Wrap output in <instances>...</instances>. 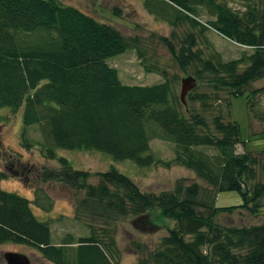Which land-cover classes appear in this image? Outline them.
Returning <instances> with one entry per match:
<instances>
[{"label": "trees", "instance_id": "16d2710c", "mask_svg": "<svg viewBox=\"0 0 264 264\" xmlns=\"http://www.w3.org/2000/svg\"><path fill=\"white\" fill-rule=\"evenodd\" d=\"M235 1L244 5L241 14L221 0H143L155 19L183 28L177 49L170 38L159 36V40L183 74L210 88L213 97L196 90L187 93V101L198 102L201 109L208 108L219 90L240 96L248 84L264 77V0ZM199 7L212 19L201 22ZM208 29L252 53L222 60L206 36ZM172 37H177L174 32ZM137 42L59 0H0V110L7 107L15 114L22 109L21 148L33 146L47 159H56L57 170L42 169L39 179L72 188L79 217L86 215L104 225L97 230L85 220L87 236L74 241L67 235L54 245L48 222L34 215L30 200L0 189V244L32 247L53 264H119L108 223L117 216L141 220L155 209L170 218L173 227L135 264H264V223L236 226L217 220L233 210L253 215L261 208L264 181L254 179L255 167L264 170V150L256 152L258 156L236 153L235 145L242 142L239 126L224 122L220 115L211 121L216 134L208 132L202 115L184 106L174 79L164 70L161 82L123 84L106 59L127 49L138 52ZM143 66L152 71L153 67ZM152 124L159 130L156 137L174 145L169 161L150 153ZM28 128L37 131V141H30ZM253 136L264 139V129ZM58 148L98 151L142 167L181 166L209 188L197 182L185 184L180 178L171 190L145 192L113 167L96 173L100 180L92 185L87 182L88 171L76 170L56 156ZM8 154L13 156L0 145V160ZM5 170L8 173L0 169V181L17 176L11 160ZM229 190L238 191L242 203L216 206V193ZM35 197L36 206L50 209L47 197L44 203ZM134 246L144 248L137 242Z\"/></svg>", "mask_w": 264, "mask_h": 264}, {"label": "rangeland", "instance_id": "374dc122", "mask_svg": "<svg viewBox=\"0 0 264 264\" xmlns=\"http://www.w3.org/2000/svg\"><path fill=\"white\" fill-rule=\"evenodd\" d=\"M59 1L89 14L98 21L113 26L124 37L138 40L137 50L141 54L140 57H138V52L135 49H127L121 54L106 59L110 66L117 69L119 79L123 84L151 85L161 82V71L164 70L167 77L174 79L175 90L179 95L182 80L190 78L189 84L192 87L186 92L183 104L185 107L188 106L190 110L192 107L193 111L202 115L208 125V132L216 134L211 121L215 115H220L224 122L235 121L239 126V138L242 142L235 145L236 153L246 151L258 156L256 152L264 150V139H257L253 136L264 129V89L260 92L255 91L264 86V77L248 84L243 90V95L240 96L230 95L225 88L219 90L216 93V99L209 102L208 108L201 109L198 102L189 103L187 101V93L196 90L213 97L210 88L183 74L173 61L166 46L159 40V36L170 38L177 49L178 41L183 34L182 27L174 29L166 22L155 19L144 8L143 0ZM221 1L226 2L227 6L238 14L244 11V5L240 2L235 0ZM115 10L118 12H114ZM198 10L200 15L197 18L201 22L212 19L205 8L199 7ZM173 32L176 34V38L172 37ZM206 36L222 60L238 59L243 54L252 53L251 48L241 46L212 29L206 31ZM142 63L153 67L152 71L146 72ZM21 110L15 114H12L7 107L0 110L3 117L0 121V145L13 154V156L4 155V159L0 160V169L7 172L5 168L8 161L11 160L17 175L0 181V189L16 193L30 200L34 215L40 221L48 222L50 240L54 245L61 244L67 235H71L74 241L78 237L87 236L89 230L84 225L85 220L97 230L104 226L98 219H92L86 215L79 217L77 214L79 212H75L72 188L62 182L41 181L39 179L42 169L57 170L58 163L56 159L44 157L36 147L32 146L29 150L21 148L19 144L22 127ZM151 127L153 138L149 143L150 153L156 159L171 160L174 155V145L156 137L154 133H159V130L154 124ZM27 136L30 141L39 139L34 128H28ZM203 149L209 154L215 153L213 149ZM16 154H19V161L15 159ZM56 156L67 159L76 170L88 171L90 174L87 182L92 185H96L100 180L96 173L107 171L113 167L130 178L141 191L145 192L159 193L164 190H171L180 178L184 180L185 184L197 182L203 188H209L206 183L196 178L192 171L181 166L164 167L158 163L142 167L132 160L117 161L105 153L88 150L58 148ZM255 172L254 181H264V170L257 166ZM35 196H38L41 203H44L43 198L47 197L51 203L50 209L44 211L36 206L33 202ZM214 202L216 206H236L242 203V199L238 191L229 190L217 192ZM260 203L262 206L256 214L252 215L244 209H237L230 213L220 214L217 220L221 224L236 226L264 223V197ZM108 227L113 232V238L119 250L118 263L135 264L139 258L147 256L149 251L158 246L160 239L167 235V230L173 227V221L154 209L148 211L141 220H137L135 217L117 216L111 223H108ZM136 242L143 244L144 248L137 250L134 246ZM8 251L27 256L30 264H53L42 258L38 251L32 247L8 242L0 244V264H6L3 254Z\"/></svg>", "mask_w": 264, "mask_h": 264}, {"label": "water", "instance_id": "95a60500", "mask_svg": "<svg viewBox=\"0 0 264 264\" xmlns=\"http://www.w3.org/2000/svg\"><path fill=\"white\" fill-rule=\"evenodd\" d=\"M190 78H186L181 82L180 99L183 102V98L186 92L192 87L189 84ZM4 261L6 264H30L27 256L12 251L5 252L3 254Z\"/></svg>", "mask_w": 264, "mask_h": 264}]
</instances>
